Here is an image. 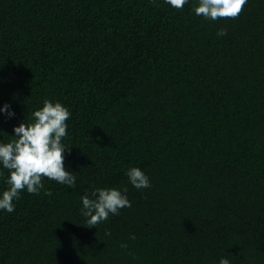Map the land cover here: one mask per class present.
<instances>
[{
    "label": "trees",
    "instance_id": "obj_1",
    "mask_svg": "<svg viewBox=\"0 0 264 264\" xmlns=\"http://www.w3.org/2000/svg\"><path fill=\"white\" fill-rule=\"evenodd\" d=\"M196 3L0 0V140L58 100L76 176L0 209V264H264V0L215 20ZM95 187L130 205L89 226Z\"/></svg>",
    "mask_w": 264,
    "mask_h": 264
},
{
    "label": "clouds",
    "instance_id": "obj_2",
    "mask_svg": "<svg viewBox=\"0 0 264 264\" xmlns=\"http://www.w3.org/2000/svg\"><path fill=\"white\" fill-rule=\"evenodd\" d=\"M169 5L179 8L186 0H167ZM245 0H198L193 5L194 14L215 20L218 16H235ZM225 28H219L222 35ZM0 115L11 118L15 112L8 102L0 104ZM70 112L66 105L58 100L45 98L42 105L33 109L30 122L22 121L11 129L12 139L0 140V168L7 169L4 178L6 188L0 189V209L11 212L14 199L23 189L29 193L38 192L42 187V178L72 186L76 181L75 171L64 164L65 154L70 150L63 138L67 135L66 119ZM0 132H3L0 130ZM6 134V133H5ZM127 181L136 188L147 187L150 183L147 174L136 166L125 170ZM47 191V189H45ZM126 188L95 187L80 196L81 214L86 224L94 226L105 220L109 214H116L123 206L130 205ZM108 234V229H105ZM218 264H230L226 256L218 258Z\"/></svg>",
    "mask_w": 264,
    "mask_h": 264
}]
</instances>
